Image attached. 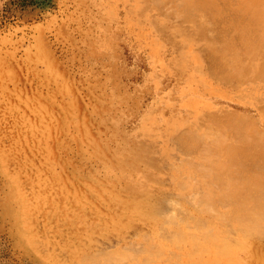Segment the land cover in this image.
<instances>
[{"label": "rangeland", "instance_id": "374dc122", "mask_svg": "<svg viewBox=\"0 0 264 264\" xmlns=\"http://www.w3.org/2000/svg\"><path fill=\"white\" fill-rule=\"evenodd\" d=\"M153 1L0 0V264H101L99 256L107 258L114 250L125 254L122 246L131 244L126 252L136 253L134 259L128 255L118 263L113 253L108 262H170L145 260L143 247L154 241L149 222L118 211L112 196L98 198L111 182L123 190L117 179L120 156L135 159L137 170L153 177L144 200L161 221L174 216L187 234L180 245L200 243L193 249L206 261L226 264L230 253L222 248L229 246L238 249L231 254L234 262L250 256L247 264H264V187L258 188L264 185V0ZM142 35L154 37L160 47ZM187 39H193L192 50L211 81L202 75L191 83L181 81L185 70L178 63ZM195 66L187 72H197ZM202 82L209 92L202 90ZM250 86L262 90L255 100L246 97ZM198 101L217 108L192 128L190 103ZM218 148H227L225 161ZM217 159L233 179H218V172H211ZM199 168L208 171L197 172ZM177 180L191 184L184 195H179ZM228 180L243 182L245 189L232 201L233 192L225 189ZM112 216L120 221L113 222ZM172 223L173 231L161 229L167 235L159 230L162 239L168 231L174 233ZM71 250H80V256ZM83 254L87 259L82 260ZM174 259L176 264L175 254Z\"/></svg>", "mask_w": 264, "mask_h": 264}, {"label": "bare ground", "instance_id": "6f19581e", "mask_svg": "<svg viewBox=\"0 0 264 264\" xmlns=\"http://www.w3.org/2000/svg\"><path fill=\"white\" fill-rule=\"evenodd\" d=\"M134 1V0H133ZM156 1V3H157V0H155ZM155 1H153V2H155ZM162 1V0H161ZM160 0L158 1V3L159 2H161ZM184 1V0H183ZM227 1V0H226ZM122 2H125L126 3V0H122ZM171 2V1H170ZM183 3V2H182ZM134 4V3H133ZM182 5V4H181ZM260 7H261V5H260ZM221 12H222V9H221ZM248 15V14H247ZM127 16H128V18H129V14H127ZM261 16H263V15H261ZM221 17V16H220ZM200 18V17H199ZM256 18V17H255ZM219 19V18H218ZM215 20H216V18H215ZM131 22V21H130ZM129 23V22H128ZM225 23V22H224ZM220 24V23H219ZM218 26V25H217ZM239 26V25H238ZM214 28V27H213ZM230 28V27H229ZM226 29V28H225ZM209 30V29H208ZM223 30V29H222ZM231 30H232V28H231ZM214 31V30H213ZM217 31V30H216ZM223 32V31H222ZM228 33V32H227ZM219 34V33H218ZM217 34V35H218ZM171 35V34H170ZM257 35V34H256ZM264 35V34H263ZM262 35V36H263ZM177 36V35H176ZM259 36V35H258ZM142 37H144L145 39H143L145 42H149L148 40H150V42L152 43V44H154V47H156V46H159V44L155 41V38L154 37H150V38H147L145 35H142ZM235 38H236V36H235ZM256 39H258L257 37H256ZM173 40V39H172ZM220 40V39H219ZM261 40V39H260ZM174 41V40H173ZM176 42H177V40H176ZM178 43V42H177ZM263 43V42H262ZM176 44V43H175ZM192 44H193V39H187L186 40V45L185 44H183V46H182V49H181V51H180V61L181 62H179L178 64L180 65L179 66V68L180 69H184L185 70V72L184 73H182V75H181V77H182V79H181V81H184V80H187V79H189V83H191L192 82V80H193V78H194V80L196 81V80H201V75L203 76V77H208V80H210L211 81V78L206 74V72L204 71V70H202V68H203V63H202V60H201V58H200V56L198 55V54H196V53H194L193 52V50H192ZM176 46H178V44L176 45ZM160 47V46H159ZM179 47V46H178ZM40 49V48H39ZM243 49V48H242ZM211 51V50H210ZM212 51H215V49H213ZM248 52V51H247ZM226 53H227V51H226ZM238 54V53H237ZM242 54V53H241ZM44 56V55H43ZM215 57V59L217 58L216 56H214ZM43 58V57H42ZM46 57H44V59H45ZM210 58V57H209ZM43 59V60H44ZM211 59V58H210ZM213 59V58H212ZM214 59V60H215ZM218 59V58H217ZM42 61V60H41ZM207 61V60H206ZM39 63V62H38ZM48 63V62H47ZM207 63H209V62H207ZM50 64H52V63H50ZM49 64V65H50ZM195 64L197 65V66H199V68H198V70H197V72H187V69H188V67H196L195 66ZM214 64V63H213ZM210 65H212V63L210 64ZM209 65V66H210ZM215 65H216V62H215ZM44 66V65H43ZM52 66V65H51ZM208 66V65H207ZM208 66V67H209ZM212 66H214V65H212ZM211 66V67H212ZM210 67V68H211ZM55 68V67H54ZM54 68H53V70H54ZM210 68H207L208 70L210 69ZM227 68V67H226ZM228 68H229V66H228ZM238 70H240V69H238ZM210 71V70H209ZM57 72V71H56ZM58 73V72H57ZM208 73H211V72H208ZM217 73V72H216ZM59 75H60V73H58ZM210 75V74H209ZM211 75H213V73H211ZM197 76H200V77H197ZM216 76H218L217 74H216ZM60 77V76H59ZM61 79V78H60ZM219 79V78H218ZM63 82V81H62ZM242 82H244V81H242ZM61 83V82H60ZM217 83V82H216ZM241 83V82H240ZM202 84H203V87H202V90L204 91V92H209V89H207V83H205V82H202ZM239 83H236V85H238ZM66 86H68V84H66ZM68 89H70V87L68 88ZM67 89V90H68ZM262 92V90H259L258 88H256V87H254V86H250L248 89H247V91H246V97L247 98H249V99H252V100H255V98H256V96H254L255 94H257L258 92ZM72 92V91H71ZM70 92V93H71ZM199 92V90H197V92L196 93H198ZM223 92L226 94V92L224 91V89H223ZM263 92H264V89H263ZM72 94V93H71ZM72 97V96H71ZM200 98V96L199 95H197L196 96V99H199ZM196 99H194L193 101L195 102L196 101ZM38 100V99H37ZM72 100V99H71ZM73 101V100H72ZM40 102V101H39ZM42 103V102H41ZM240 103V102H239ZM45 104V103H44ZM190 105H191V117L193 118V121L192 122H190L188 125H190L192 128H193V124L194 123H196L197 121H198V119H200L201 117H203L204 115H206V114H208L207 112H210L211 110H215L217 107H215V108H213V106L212 105H209L208 103H201L200 101H198V104L197 103H190ZM75 106V105H74ZM214 110H213V113H214ZM204 111H205V114H203L204 113ZM217 112V111H216ZM209 114H212V113H209ZM209 114H208V116H209ZM213 115H215V114H213ZM196 116V117H195ZM198 116V117H197ZM207 117V116H206ZM77 118V117H76ZM208 120L210 119L209 117L207 118ZM242 120H243V118H242ZM213 121V120H212ZM240 121V120H239ZM238 121V122H239ZM246 121V120H245ZM191 123H192V125H191ZM203 123V122H202ZM236 124V123H235ZM242 124V123H241ZM243 124H245V123H243ZM200 125H201V122H200ZM238 125V124H237ZM227 126H229V125H227ZM233 126V125H232ZM187 127V126H186ZM190 127V128H191ZM242 127H244V126H242ZM227 128V127H226ZM229 128H231V127H229ZM234 127H232V129H233ZM239 128V127H238ZM186 129V128H185ZM188 129V128H187ZM244 129V128H243ZM193 130V129H192ZM240 130V129H239ZM248 130V129H247ZM245 131L246 130H244V133H245ZM256 131V130H255ZM255 131H253L254 133H255ZM186 132V131H185ZM190 134H192V131L190 132V131H188ZM188 132H186V134L188 133ZM197 132V131H196ZM234 132L236 133V131L234 130ZM188 133V134H189ZM199 133V132H198ZM197 133V135L199 136L200 134H202L201 132L198 134ZM237 133H238V131H237ZM237 133H236V135H237ZM259 133V132H258ZM257 133V131H256V134H258ZM261 133V132H260ZM193 134H195L196 135V133L195 132H193ZM193 134H192V136H193ZM218 134V133H217ZM233 134V133H232ZM255 134V135H256ZM194 135V136H195ZM236 135H234V136H236ZM240 135V134H239ZM197 136V137H198ZM201 136H203V134L201 135ZM201 136H199L200 138L199 139H201ZM216 136V135H215ZM241 136V135H240ZM245 136H247L246 134H245ZM245 136H244V138H245ZM191 137V136H190ZM237 137V139H238V135L236 136ZM242 137H243V135H242ZM251 136H249V139H251V138H253V137H251ZM256 137V136H255ZM193 138H195V137H193ZM192 138V139H193ZM209 138V137H208ZM259 137H256V138H254L253 140H256L258 143H259V140H260V138H259V140H257ZM178 139H180V138H178ZM205 139V138H204ZM242 139V138H241ZM248 139V140H249ZM196 141H198V139L196 138L195 139ZM194 140V141H195ZM253 140H251V141H253ZM193 141V140H192ZM200 141V140H199ZM206 141H207V139H206ZM212 141V140H211ZM239 141L241 142V140L239 139ZM246 141V138H245V140H244V142ZM184 142H186V141H184ZM202 142V141H201ZM242 142H243V140H242ZM180 143V142H179ZM183 143V142H182ZM182 143H181V145H182ZM255 143V141H253V144ZM257 143V144H258ZM187 144V143H186ZM188 144H191V143H188ZM198 144V143H197ZM197 144L195 145L196 147H198L197 146ZM201 144V143H200ZM200 144H199V148H200ZM180 145V146H181ZM192 145V144H191ZM190 145V146H191ZM203 145H208L207 143L206 144H203ZM189 146V145H188ZM187 146V147H188ZM209 146V145H208ZM257 146V145H256ZM183 147H185V146H183ZM194 147V146H193ZM206 147V146H205ZM186 148V147H185ZM189 148V147H188ZM187 148V149H188ZM203 148V146L201 147V149ZM209 149L210 148H212V147H208ZM179 149H181V147L179 148ZM200 149V150H201ZM183 150V149H182ZM185 150V149H184ZM193 150V149H192ZM196 150V149H195ZM206 150H207V148H206ZM216 150V149H215ZM218 150L220 151V148H218ZM225 150L227 151V148H223L220 152V154H222V161H225V157H226V152H225ZM190 151V150H189ZM189 151H187V153L189 152ZM204 151V150H203ZM207 151H209V150H207ZM247 151L249 152V153H251V146H249V147H247ZM112 152V151H111ZM182 152V151H181ZM190 152H192V151H190ZM194 152V151H193ZM192 152V153H193ZM200 152V151H199ZM212 152V151H211ZM209 153V152H207V153H209V154H211V155H215V154H212V153ZM182 153H184V152H182ZM196 153V152H195ZM203 153V152H202ZM204 153H205V151H204ZM125 154V153H124ZM208 154V155H209ZM207 155V154H206ZM218 155V154H217ZM233 156V155H232ZM232 156H229L228 157V159H227V161H226V164L228 163V161L232 158ZM188 156H186L185 158H187ZM239 157V156H238ZM240 158V157H239ZM234 159H235V157H234ZM233 159V160H234ZM183 160H184V158H183ZM222 161L219 159H217V165H216V169H215V171H214V169L212 170V168L211 169H208V168H210L209 166L207 167V165L204 167L205 169H208V170H212L211 172H216L215 174L217 175V172H218V179H223V178H229V180H231V179H233L234 177L232 176V178L230 179V177L228 176V172H227V170H226V168L223 166V163H222ZM232 161V160H231ZM231 161H230V163H231ZM234 161H236V160H234ZM234 161H232V162H234ZM149 162H151L150 160H149ZM194 162V161H193ZM239 163H240V161H238ZM245 162V161H244ZM148 163V160H147V162H146V164ZM190 162H188V163H186L187 165H190L191 166V164H189ZM196 163V162H195ZM194 163V164H195ZM243 163V162H242ZM149 164V163H148ZM199 164V166H200V168L201 167H203V166H201V164L199 163V162H197V165ZM248 164V163H247ZM232 165H235L234 163H232ZM258 165V164H257ZM118 166H119V168L121 169V171H122V174L117 178L118 180H120V182H121V187H123V190H122V188L121 189H117V187L114 185V183H112L111 182V188H108V189H102V192H99L98 193V198L100 199H105L106 201L108 200V198H111V196L114 198V200H115V203H114V205L116 206L115 208L118 210V211H121V212H123V213H125V214H128V212H130V213H135V215L137 214L138 215V218H139V220H141V221H147V223L149 222V224L150 225H152L153 227H154V241H153V243L152 244H149V243H147L148 241L146 240V235H145V240H143V241H146V243L149 245V247H146V249H144V247H143V250H145V253H144V256H145V260H146V257H152L151 259L152 260H154V259H158V258H161L162 260L164 259L165 261L166 260H169L170 262H172L173 260H175L174 259V254H175V256H176V264H221L220 263V260L219 259H216L215 260V262L213 261V259H211V260H208V261H206V260H204L203 258H202V254L203 253H200L199 255L195 252V250L193 249V248H197L199 245H200V243L198 244V243H193V245H192V247L190 246V248H188V247H186V245L184 244V246H183V244H181L180 245V243H181V241L183 240L184 242H185V240H187L186 238H187V234H186V232L184 231V229L183 228H180L181 227V225L179 224V223H177L173 218H174V216H168V218H167V216H165L164 218L166 219H171V217H173L172 218V221H173V223L174 224H176V229L174 230V233L173 234H175V235H173L172 234V236H170V233L171 232H169L168 231V239L166 238V237H164L165 238V240H164V238L162 239L161 238V236L160 235H162L161 233H160V231L162 232L164 229L163 228H165V230L164 231H167V230H170L171 228H172V226H171V223H172V221L171 220H163V221H161V219L159 218V216H158V214L157 213H155L154 212V210L149 206V205H147V203H146V201L144 200V197L146 196V195H148V192L146 191L147 190V184H149V183H147L148 181H151L152 182V176H150V173H148V172H139L138 170H137V168L135 167V166H137L136 165V160L135 159H133V161H132V159H125L124 157H122V156H120L119 158H118ZM179 166H182V163H181V165H179ZM193 166V165H192ZM260 166V165H259ZM139 167H140V164H139ZM195 167H196V165H195ZM230 167H233V166H230ZM255 167V166H254ZM186 168V167H185ZM198 169L199 171H197V172H202V171H204L205 169L203 168V169ZM229 168V167H228ZM242 169H243V166L241 167ZM251 168H253V167H251ZM256 168H257V166H256ZM139 169V168H138ZM194 169V168H193ZM196 169V168H195ZM194 169V170H195ZM255 169V168H254ZM258 169V168H257ZM139 170H141V169H139ZM178 171L180 170V168H178L177 169ZM208 170H205V171H208ZM234 169H232L231 171H233ZM245 170V169H244ZM251 170V169H250ZM258 170H262V168L260 169V167H259V169ZM235 171V170H234ZM240 171H242V170H240ZM180 172V171H179ZM252 172H253V170H252ZM178 173V172H177ZM195 173V172H194ZM235 173V172H234ZM241 174V173H239L237 170H236V174ZM254 173L256 174V172L254 171ZM259 173V172H258ZM257 173V175H259ZM204 174V173H203ZM205 175H206V173H205ZM256 175V176H257ZM204 176V175H203ZM207 176H209L208 174H207ZM239 176H243L242 174L241 175H238V177ZM246 176V175H245ZM244 176V177H245ZM261 176V175H260ZM213 177H215V176H213ZM212 177V178H213ZM237 176H236V180H237V178H238ZM216 178H217V176H216ZM242 178V177H241ZM253 178H255V177H253ZM264 178V177H263ZM176 179V178H175ZM218 179H217V181H218ZM240 179V178H239ZM247 179V178H246ZM249 179V178H248ZM247 179V180H248ZM258 179H259V182H257L258 184L260 183V179H261V177H259L258 176ZM90 180V179H89ZM229 180H228V182L226 183V185L224 184V183H220L221 185L222 184H224L225 185V189H226V186L228 187V189L230 190V191H232L233 192V194H231V197H229V195H228V197H229V199L230 198H232V197H234V196H236V195H238L239 194V196L245 191V189H244V187H243V182L241 183L240 181V183L238 182V181H234V180H232L234 183H236V184H238V185H241L242 186V188L241 187H239L238 185H236V184H231L230 182H229ZM243 180H245V179H243ZM209 181V180H208ZM115 182V181H114ZM249 182V181H248ZM264 182V181H263ZM219 183V182H218ZM217 183V184H218ZM247 183V182H246ZM252 183V182H251ZM254 183L255 182H253V184L252 185H254ZM228 184V185H227ZM256 184V183H255ZM260 185V184H259ZM103 186V185H102ZM248 184H246L245 185V187L246 188H248ZM255 186V185H254ZM219 187V186H218ZM260 187H264V185L263 186H258V188H260ZM177 188H178V192H179V195L181 196V195H184V193H185V190L186 189H190L191 188V184H189V183H186V182H180L179 180H177ZM149 189H152V188H149ZM248 189H250V188H248ZM261 190V189H260ZM206 191H215V189L214 188H212V187H207V189H206ZM257 193V192H256ZM223 194L224 193H222V197H224L225 198V196H223ZM226 194V193H225ZM151 195H153V194H151ZM177 195H178V193H177ZM199 195H200V193H199ZM213 195V194H212ZM248 195V194H247ZM260 195V194H259ZM185 196H187V195H185ZM220 196V195H219ZM221 196H220V198H221ZM250 196V195H249ZM257 196V195H256ZM263 196L264 195H262V198H261V196H260V198L261 199H263ZM148 197V196H147ZM151 197V196H150ZM259 197V196H258ZM181 198V197H180ZM197 198H198V195H197ZM196 198V199H197ZM251 198H252V195H251ZM250 198V199H251ZM259 198V199H260ZM100 199V200H101ZM148 199V198H147ZM193 199V198H192ZM192 199L190 200L191 201V203H193L192 202ZM219 199V198H218ZM217 199V200H218ZM229 199H227V200H229ZM235 199H236V197H235ZM150 200V199H149ZM222 199H219L218 201H221ZM226 200V199H225ZM226 200V201H227ZM231 201H232V199H230ZM234 200V199H233ZM252 200H258V199H255L254 197H253V199ZM111 201V200H110ZM113 201V200H112ZM111 201V202H112ZM181 201H183V199L181 200ZM196 201V200H195ZM200 201V199H198V201L197 202H199ZM202 201V200H201ZM259 201V200H258ZM148 202V201H147ZM149 202H152V201H149ZM184 202V201H183ZM204 202V201H203ZM202 202V203H203ZM233 202H235V200L233 201ZM237 202V201H236ZM260 202V201H259ZM110 203V202H109ZM154 203V202H153ZM175 203V202H174ZM220 203V202H219ZM218 203V204H219ZM232 203V202H231ZM88 204V203H87ZM222 205H223V207L225 208V206H227L225 203V206H224V204L223 203H221ZM220 204V205H221ZM228 204H230L229 202H228ZM235 204V203H234ZM80 205V204H79ZM78 205V206H79ZM89 205V204H88ZM112 205H113V202H112ZM155 205V204H154ZM214 205V204H213ZM221 205V206H222ZM240 205V202H238L237 203V205L235 206V209H237L238 208V206ZM261 205L262 204H260L259 206H260V208H262L261 207ZM77 206V207H78ZM110 206V205H109ZM157 206V205H156ZM241 206H243V205H241ZM246 206V205H245ZM255 206H258V204L257 205H255ZM222 207V208H223ZM88 208V207H87ZM156 207H154V209H155ZM213 208V207H212ZM240 208H242V207H240ZM77 209V208H76ZM94 209V208H93ZM254 209V207L253 208H251V210H253ZM258 209V208H257ZM256 209V210H257ZM106 210V209H105ZM112 210H114V208L112 209ZM215 211L217 210V209H214ZM242 210V209H241ZM248 210H249V208H248ZM260 210V212H261V210L262 209H258V211ZM108 211H110V210H108ZM108 211H106V212H108ZM156 211V210H155ZM218 211V210H217ZM239 211V210H238ZM80 212V211H79ZM111 212V211H110ZM153 212H154V214H153ZM159 212H161V211H159ZM219 212V211H218ZM228 212V211H227ZM226 212V213H227ZM252 212V211H251ZM250 212V213H251ZM224 213V212H223ZM244 213H246V212H244ZM253 213V212H252ZM256 213H258V212H256ZM263 213H264V211H263ZM111 214H113V213H111ZM247 214H249V213H247ZM75 215H78V214H75ZM122 215V214H121ZM159 215H160V213H159ZM177 215V214H176ZM222 215V217H223V214H221ZM161 216V215H160ZM190 216V215H189ZM192 216L193 215H191V218H192ZM230 216V215H229ZM237 216V215H236ZM235 216V217H236ZM246 217H247V215H245ZM251 216V215H250ZM250 216H249V218H250ZM253 216H256V215H253ZM259 216H262L261 214L259 215ZM112 217H114L113 218V222H114V219H115V221L117 220L118 221V219H116V217L115 216H112ZM118 217V216H117ZM124 217V216H123ZM127 217V216H126ZM131 217V216H130ZM218 217V216H217ZM228 217V216H227ZM234 217V218H235ZM243 217V216H242ZM252 217V216H251ZM264 217V214H263V216H262V218ZM104 218V217H103ZM109 217L107 216L106 217V219H108ZM133 218V217H132ZM162 218H163V216H162ZM163 218V219H164ZM177 218H179L178 216H177ZM185 219L186 217H182V219ZM193 218H195V216H193ZM193 218L191 219V220H193ZM238 218V217H237ZM248 217H247V219H249ZM255 218V217H254ZM106 219H105V221H106ZM181 219V220H182ZM197 219V218H196ZM240 219H241V217H240ZM240 219H239V221H240ZM243 219V218H242ZM260 219V218H259ZM259 219H257V220H259ZM95 220V219H94ZM109 220H111V219H109ZM179 220V219H178ZM181 220H179V221H181ZM238 220V219H237ZM246 220V219H245ZM251 220V219H250ZM263 220V219H262ZM102 221V220H101ZM120 221V220H119ZM118 221V222H119ZM122 221H125V220H123L122 219ZM196 221V220H195ZM198 221H199V219H198ZM201 221V220H200ZM227 221V220H226ZM111 222V221H110ZM117 222V223H118ZM127 222V221H126ZM182 222V221H181ZM203 222V220L201 221V223ZM245 222V221H244ZM248 222V221H247ZM252 222V221H251ZM263 222H264V220H263ZM107 223H108V221H107ZM116 223V222H115ZM125 223V222H124ZM134 223V222H133ZM172 223V225H173V227H175L174 226V224ZM186 223H187V221H186ZM195 223H197V222H195ZM200 223V222H199ZM229 223V222H228ZM246 223V222H245ZM253 223H254V221H253ZM256 223V222H255ZM254 223V224H255ZM104 224V223H103ZM103 224H101V225H103ZM109 224V223H108ZM119 224V223H118ZM121 224V223H120ZM127 224V223H126ZM126 224H125V226H126ZM130 224V223H129ZM194 224V223H193ZM196 225L197 224H195L194 225V227H196ZM225 225H228V224H225ZM247 225V224H246ZM245 225V226H246ZM260 225H262V224H258V226L260 227ZM263 225H264V223H263ZM122 225H120V227H121ZM134 226V225H133ZM254 226V225H253ZM108 227H110V226H108ZM116 227H119L118 225H115L114 226V228H116ZM230 227V226H229ZM247 227H249L248 225H247ZM251 227V226H250ZM150 228H152V227H150ZM258 228V227H257ZM262 228V227H261ZM264 228V227H263ZM103 229V228H102ZM161 229H163V230H161ZM167 229V230H166ZM237 229H239L238 227H237ZM236 229V230H237ZM246 229V228H245ZM249 229V228H248ZM254 229H256V228H254ZM253 229V230H254ZM259 229V228H258ZM90 230V229H89ZM108 230V229H107ZM117 230V229H116ZM119 230H120V228H119ZM118 230V231H119ZM123 230V229H122ZM160 230V231H159ZM172 230V229H171ZM240 230V229H239ZM242 230H244V229H242ZM263 230V229H262ZM173 231V230H172ZM250 231V230H249ZM257 231V230H256ZM258 231H260V230H258ZM74 232V231H73ZM93 232H95L96 233V230L95 231H93ZM244 232H246L245 230H244ZM243 231H242V233H244ZM255 232V231H254ZM253 232V233H254ZM163 233V232H162ZM167 233V232H166ZM164 234V236L165 235H167V234ZM241 233V234H242ZM248 233V232H247ZM250 233V232H249ZM248 233V234H249ZM253 233H250V234H252L253 235ZM150 234V233H149ZM148 235V234H147ZM150 236V235H149ZM163 236V235H162ZM151 237V236H150ZM244 237V236H243ZM152 238H153V236H152ZM147 239H149V238H147ZM196 239H197V237H195V236H192V238H191V240L192 241H196ZM198 240V239H197ZM152 241V240H151ZM150 242V241H149ZM141 243V242H140ZM223 244V243H222ZM225 244V243H224ZM127 245H129V243H127ZM133 244H131V246H132ZM121 246V245H120ZM130 246V245H129ZM129 247L130 249L131 248H133V247ZM221 246V245H220ZM234 246V245H233ZM78 247V246H77ZM125 247V248H124ZM218 247V246H217ZM122 248L123 249H125L124 251H125V254H123L124 252H119L118 254H120V255H118V254H116L115 252L117 251H115L114 250V252L112 251V256L110 255V253L108 252V251H106V253L108 252V254L107 255H109V256H107V258H108V260H107V258H103V257H100L99 256V258H102L103 259V261L102 262H105V260L108 262L109 260H112L113 258V253H115L114 254V258L116 257V256H118V257H116V260L118 261H120L121 262V260L123 261V259H124V257L125 256H128V255H130L129 257L130 258H128V259H130L131 260V257H133V256H136V253H132V254H129V252L127 253L126 251L128 250L129 251V248H128V246L126 247V245L125 246H122ZM122 248H120V249H122ZM128 248V249H127ZM110 250V249H109ZM138 250L139 249H137V252H138ZM207 250H208V248H207ZM222 250L223 251H225V253H230V255H229V257H228V259H227V261H226V264H234V263H236V264H238V262H239V260H238V262L236 261V262H234V259H233V256L231 255V254H235V251H237L238 249H234V248H229V246H226V247H224V248H222ZM73 250H71V252H72ZM101 251V250H100ZM123 251V250H122ZM132 251V250H131ZM135 251V250H134ZM133 251V252H134ZM74 252V251H73ZM97 252V251H96ZM102 252V251H101ZM139 252H142V251H139ZM176 252L178 253V255H179V257H177L178 255L176 254ZM76 253H78V255L76 256V257H78V256H80V250H77V251H75L74 252V256H75V254ZM106 253H103L102 252V254H106ZM92 254H94V253H92ZM97 254L99 255V253L97 252ZM97 254L95 253V257H98L97 256ZM101 253H100V255H102ZM71 255H72V253H71ZM121 255H122V259L120 258L121 257ZM124 255V256H123ZM133 255V256H132ZM139 255H141V254H139ZM143 255V254H142ZM155 255H157V256H155ZM198 255V256H197ZM90 256V255H89ZM103 256H105V255H103ZM120 256V257H119ZM143 256V257H144ZM249 256V255H248ZM84 257V258H83ZM83 257H82V260L84 259L85 260V258H86V256L83 254ZM94 257V256H93ZM139 257V256H138ZM141 257V256H140ZM140 257L139 258H137V259H140ZM250 257V256H249ZM249 257H247V256H245V257H243L242 258V261H241V264H247L248 263V261H249ZM173 259L172 261L170 260V259ZM87 259V258H86ZM105 259V260H104ZM126 259V258H125ZM125 259H124V261H125ZM133 259H134V257H133ZM132 259V260H133ZM136 259V258H135ZM88 260H91V259H89L88 258ZM144 259H142L141 261H143ZM150 259H148V261H149ZM81 261V260H80ZM94 261V263L95 262H98V260L97 261H95V260H93ZM113 261H115V259L113 260ZM119 261H118V263H119ZM136 261H138V260H136ZM263 261V260H262ZM83 262V261H82ZM82 262H80V263H82ZM102 262H101V264H102ZM144 262V261H143ZM170 262H168V263H166V264H169ZM252 262H253V260H252ZM91 264H92V262H90ZM93 263V264H94ZM108 263H110V262H108ZM139 263H140V260H139ZM97 264V263H96ZM110 264H112V263H110ZM121 264V263H120ZM172 264H175V261H173L172 262ZM249 264H251V263H249Z\"/></svg>", "mask_w": 264, "mask_h": 264}]
</instances>
